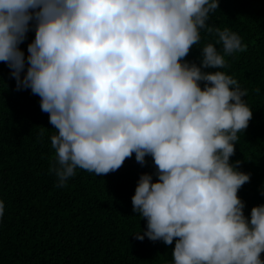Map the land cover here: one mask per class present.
I'll return each instance as SVG.
<instances>
[{
	"label": "clouds",
	"instance_id": "clouds-1",
	"mask_svg": "<svg viewBox=\"0 0 264 264\" xmlns=\"http://www.w3.org/2000/svg\"><path fill=\"white\" fill-rule=\"evenodd\" d=\"M218 7L0 0V61L17 90L30 89L49 114L55 186L77 169L103 176L133 154L141 165L150 156L156 180L143 173L137 181L133 212L146 229L134 235L174 242L168 264H264V204L245 215L238 192L250 175L230 161L253 113L248 90L223 69L247 45L208 23ZM30 30L25 57L19 45ZM202 34L199 64L189 62ZM4 208L0 200V217Z\"/></svg>",
	"mask_w": 264,
	"mask_h": 264
},
{
	"label": "trees",
	"instance_id": "trees-1",
	"mask_svg": "<svg viewBox=\"0 0 264 264\" xmlns=\"http://www.w3.org/2000/svg\"><path fill=\"white\" fill-rule=\"evenodd\" d=\"M208 23L229 27L247 45L227 57L223 70L248 90L243 99L253 113L230 157L250 175L238 192L250 217L253 206L264 204V0H219ZM34 36L30 30L19 45L25 57ZM204 42L202 34L185 59L199 64ZM10 71L0 61V264H168L174 242L134 235L146 221L133 212L131 197L141 174L156 180L152 158L141 165L133 154L103 176L77 169L65 187H56L49 172L54 126L40 97L17 90Z\"/></svg>",
	"mask_w": 264,
	"mask_h": 264
}]
</instances>
